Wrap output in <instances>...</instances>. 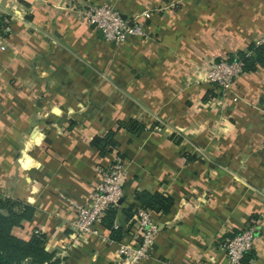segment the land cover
<instances>
[{
    "label": "crops",
    "instance_id": "1",
    "mask_svg": "<svg viewBox=\"0 0 264 264\" xmlns=\"http://www.w3.org/2000/svg\"><path fill=\"white\" fill-rule=\"evenodd\" d=\"M86 1L97 0H0L11 30L0 40V194L30 208L12 234L39 231L58 264H113L136 193H159L173 204L148 209L160 230L139 264H228L223 243L251 225L248 264H264V65L236 77L237 101L205 80L211 60L264 35V0H119L126 18L144 12L152 37L120 46L72 12ZM115 157L119 236L100 221L74 240L72 205L89 203Z\"/></svg>",
    "mask_w": 264,
    "mask_h": 264
},
{
    "label": "built area",
    "instance_id": "2",
    "mask_svg": "<svg viewBox=\"0 0 264 264\" xmlns=\"http://www.w3.org/2000/svg\"><path fill=\"white\" fill-rule=\"evenodd\" d=\"M85 21L94 26L101 35L112 43L122 44L132 35H144L143 28L136 21L124 19L109 3L87 5L81 10ZM3 31H10L6 25ZM255 45H264V35L253 41ZM241 60H229L228 55L219 57L208 63L205 70V79L216 85L223 98L229 97L237 101L233 87L235 79L243 73ZM160 130V129H158ZM124 161L115 157L112 164L103 174L100 182L91 192V199L87 205H72L74 218L70 229L74 240L82 239L89 234L96 233L94 224L99 223L106 211L118 204L123 196ZM160 225L155 221L149 210L138 207L135 210L131 233L117 242V254L113 264H139L149 258L153 251L155 237ZM39 233V231H35ZM258 231L246 227L234 234L223 245L228 264H240L244 254L252 249Z\"/></svg>",
    "mask_w": 264,
    "mask_h": 264
},
{
    "label": "trees",
    "instance_id": "3",
    "mask_svg": "<svg viewBox=\"0 0 264 264\" xmlns=\"http://www.w3.org/2000/svg\"><path fill=\"white\" fill-rule=\"evenodd\" d=\"M2 20L1 18L0 32L3 31L6 24ZM228 59L230 61L235 59L241 60L243 62L244 72L253 71L257 66L264 65V45H255L252 42L245 51L238 50L236 53H229ZM126 125L129 129H138L135 131L137 133L146 128L136 121H130ZM110 136L111 133H108L104 138L97 139L94 142L95 145L97 146L99 141L107 144ZM136 199L141 203L142 208L164 213L168 212L173 204L171 197L159 193H136ZM20 207L18 201L0 194V264H58L59 262L55 259L52 260L51 255L43 248L44 239L40 233H34L28 240H23L12 234L13 226L19 225L22 219L30 217V208L25 206L22 211H19ZM112 208L106 211L101 221H104V224L111 229L113 235L111 238L114 240V238L117 239L116 236H119V227L112 223L114 217ZM126 215L128 216L129 212L126 211ZM249 252L250 250L244 254L240 264H248L249 257L247 258V254Z\"/></svg>",
    "mask_w": 264,
    "mask_h": 264
},
{
    "label": "rangeland",
    "instance_id": "4",
    "mask_svg": "<svg viewBox=\"0 0 264 264\" xmlns=\"http://www.w3.org/2000/svg\"><path fill=\"white\" fill-rule=\"evenodd\" d=\"M119 0H97V1H86V2H83L82 4H74V3H71V10H72V12L80 19V20H82V21H84L85 23H87L86 21H85V19L82 17V14H81V10L84 8V7H86L87 5H89V4H91V5H99V4H101V3H103V2H107V3H109L116 11H118L119 13H120V11H119V9L117 8V6H116V4H117V2H118ZM121 14V13H120ZM142 14H144V12H142V13H139L138 15H133L132 17H130V18H126V17H124L122 14V17L124 18V19H127V20H129V21H136V23H139L141 26H142V28H143V32L145 33L144 35H142V36H140V35H134V36H140V37H143V38H152L151 37V35H150V33L148 32V31H146V29H145V27L143 26V24L139 21V20H137L138 19V17H140V16H142ZM88 24V23H87ZM89 25V24H88ZM90 27H92V28H94L96 31H98L94 26H91V25H89ZM11 31V30H10ZM10 31H7V33L8 32H10ZM99 33H100V31H98ZM6 34V32H0V35H1V37H0V40L3 38V36ZM101 34V33H100ZM102 38L106 41V42H109V43H112V42H110V41H107L103 36H102ZM126 41V40H125ZM112 44H114V45H116V46H120V45H123V43L122 44H116V43H112ZM212 61V60H211ZM206 80V79H205ZM156 126H158L159 128H161L162 126H161V124L160 123H156L155 124ZM152 128H153V126H152ZM264 218L263 217H261V220H263ZM252 227H254L255 228V225H251ZM256 229V228H255ZM257 231H258V229H256ZM225 243V242H224ZM223 243V244H224Z\"/></svg>",
    "mask_w": 264,
    "mask_h": 264
}]
</instances>
